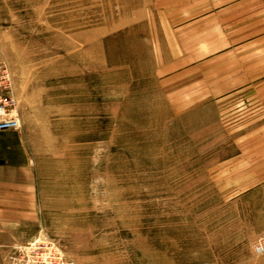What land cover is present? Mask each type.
Returning <instances> with one entry per match:
<instances>
[{
    "label": "rangeland",
    "instance_id": "374dc122",
    "mask_svg": "<svg viewBox=\"0 0 264 264\" xmlns=\"http://www.w3.org/2000/svg\"><path fill=\"white\" fill-rule=\"evenodd\" d=\"M219 3L0 0L20 124L0 146H25L38 188L26 219L0 215V264H264V80L202 86L185 59Z\"/></svg>",
    "mask_w": 264,
    "mask_h": 264
},
{
    "label": "crops",
    "instance_id": "0c3cea01",
    "mask_svg": "<svg viewBox=\"0 0 264 264\" xmlns=\"http://www.w3.org/2000/svg\"><path fill=\"white\" fill-rule=\"evenodd\" d=\"M219 1L215 5L217 13L207 14L196 21L209 23L207 31H213L218 37L208 39L203 36L205 33L200 34L203 30L198 31L199 36L193 38V44H186V48L191 46L193 51L185 59L196 64L195 71L208 72V76L201 75L202 86L206 79L216 80L215 83L209 81L210 86L244 88L260 85L259 81L264 80V0ZM193 25L181 26L180 35L184 34L183 37L188 39ZM177 27L176 24L175 30ZM172 37L173 26L170 29ZM18 135L10 136L19 139ZM24 147L20 142L0 146V215L5 218L14 211L12 218L16 222L26 219V214L35 210L38 198L36 180L25 158ZM15 149L18 154L10 153ZM2 221L0 240L3 239L4 243L0 241V245L7 247L16 239L17 228L14 230L5 224L7 219Z\"/></svg>",
    "mask_w": 264,
    "mask_h": 264
},
{
    "label": "built area",
    "instance_id": "2783aa9c",
    "mask_svg": "<svg viewBox=\"0 0 264 264\" xmlns=\"http://www.w3.org/2000/svg\"><path fill=\"white\" fill-rule=\"evenodd\" d=\"M13 105L11 96L0 94V131L17 130L20 127L16 115L11 114ZM254 251L257 255H264V235L257 240Z\"/></svg>",
    "mask_w": 264,
    "mask_h": 264
}]
</instances>
